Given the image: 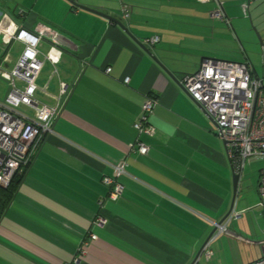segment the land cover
<instances>
[{"label": "crops", "instance_id": "obj_1", "mask_svg": "<svg viewBox=\"0 0 264 264\" xmlns=\"http://www.w3.org/2000/svg\"><path fill=\"white\" fill-rule=\"evenodd\" d=\"M74 1L115 17L127 30L68 0H0V14L22 22L25 9H31L35 21L59 33L63 51L57 74H50L52 65L46 61L37 77L44 70V80H36L46 83L48 94L39 92L46 103L54 102L58 77L69 82L77 68L69 56L70 40L80 43V37L93 44L52 132L14 175L15 188L0 211V264H71L74 259L75 264H245L258 257L261 253L253 255L245 245H260L263 238L248 237L245 223L238 220L242 211L257 205L258 176L253 191L240 182L232 194V168L213 120L179 82L203 56L213 57L209 11L214 2ZM218 1L235 38L232 21L241 34L245 31V42L252 41L244 14L256 19L264 38V0ZM214 20L225 37V20ZM152 34L158 40L144 44L143 38ZM146 95L157 99L148 116L151 134L137 133L132 125ZM137 140L147 146L144 152L137 149ZM119 160L125 162L118 176L123 190L107 199L102 176L111 174ZM229 208L240 215L227 221V233L210 240L212 254L204 258L202 248L197 251L211 221Z\"/></svg>", "mask_w": 264, "mask_h": 264}, {"label": "built area", "instance_id": "obj_2", "mask_svg": "<svg viewBox=\"0 0 264 264\" xmlns=\"http://www.w3.org/2000/svg\"><path fill=\"white\" fill-rule=\"evenodd\" d=\"M200 1H213L210 17L228 22L218 0ZM121 9L122 15L127 16V6L122 5ZM157 40L158 35L152 34L142 42L151 45ZM62 51L59 33L52 26L38 20L25 27L7 12L0 14V79L8 86L0 97V186L7 185L28 164L37 143L53 130L52 122L61 110L60 96L70 90L68 82L58 77V91L52 95L54 102L46 103L38 97L39 92L48 94L46 83L38 85L36 80L46 61L52 65L50 74H57L55 64ZM109 69L105 67V71ZM179 82L191 100L213 120L215 134L223 142L234 172L240 173L246 160H263L256 188L257 204L264 216V78L252 73L245 61L203 56L197 68L182 74ZM156 100L151 95L142 100L140 113L132 124L137 133H153L148 116ZM146 148L137 140L140 152ZM124 163L115 162L111 174L102 176L108 186L105 198L113 200L122 192L118 176L125 171ZM238 214L232 211L220 223L211 221L215 230L202 246L204 258L212 254L210 240L219 233H227V221ZM261 243L264 244V238ZM71 264H75V259ZM245 264H264V252Z\"/></svg>", "mask_w": 264, "mask_h": 264}, {"label": "rangeland", "instance_id": "obj_3", "mask_svg": "<svg viewBox=\"0 0 264 264\" xmlns=\"http://www.w3.org/2000/svg\"><path fill=\"white\" fill-rule=\"evenodd\" d=\"M262 0H258L257 3H261ZM11 7V4L9 5ZM50 5H47V8H49ZM45 8V7H44ZM241 15V14H240ZM247 18V26L249 29H246L247 32L250 34V39L252 41H246L243 36H245L244 32L239 28H237V22L232 21L233 27L236 29V32L238 36H234L232 30L229 28V24L222 21L224 26L222 30L224 32H227V35L222 34L221 30L214 28V23H218L217 21H213V18H211L210 26H211V32L213 31L215 33L214 40L211 41L210 44V55L217 58H223V59H235V60H241L245 61L252 73L257 74L258 76H262L264 78V48H260V44L263 43L262 34L260 27H257L256 19L252 17V19L248 16V14H244ZM244 15H242L238 18L244 19ZM262 17H264V14H262ZM264 20V19H262ZM260 25V24H259ZM220 26V25H219ZM263 33V32H262ZM236 35V34H235ZM241 42V46L244 48H236L238 41ZM220 42V44H218ZM240 45V44H239ZM45 69V68H44ZM44 70L41 72V76L38 81L44 80ZM52 85V81H51ZM51 87V86H50ZM6 89V83L0 79V97L3 96ZM40 99L44 100L46 99V96L44 94L39 93ZM263 164L262 159L257 160H246L242 172H241V180L239 179L238 185L241 182V188H246L252 190L254 186L256 185V179L258 176V169ZM253 191V190H252ZM249 194V192H248ZM245 198H247V194H245ZM260 206L257 204L255 207H250L247 211H242L241 215L240 212L237 211L240 215L238 218L239 222L242 218L243 223H245L246 228H244V231L246 232V235L250 238H253L255 240H260L264 238V216L260 214L259 212ZM213 240V239H212ZM211 240V241H212ZM213 242V241H212ZM215 242V241H214ZM258 245V246H257ZM213 246V245H212ZM264 244L260 243L257 244H249L245 245L246 250H250L249 253H253V255H259V253L264 252ZM259 248V249H258ZM243 252L240 251V254ZM232 255V254H231ZM232 257V256H231Z\"/></svg>", "mask_w": 264, "mask_h": 264}, {"label": "water", "instance_id": "obj_4", "mask_svg": "<svg viewBox=\"0 0 264 264\" xmlns=\"http://www.w3.org/2000/svg\"><path fill=\"white\" fill-rule=\"evenodd\" d=\"M70 1L72 4L76 5L77 7H80V8H83V9H87V10H90L92 12H95L99 15H102L110 20H113L117 23L120 24V26L122 27L123 30H127L126 27H124L122 25V23L116 19L115 17L101 11V10H97L95 8H91L89 6H86L84 4H80L74 0H68ZM26 15L24 17V20L22 21V24L25 26V27H30L31 24L35 21L36 19V15L37 13L34 11V10H31V9H28L26 10ZM79 39L81 40L80 43H76L72 40H70V45H69V48L71 49V52L69 53V56L70 58L77 64V68L75 69L74 73L72 74V77L71 79L69 80L68 82V85H69V88L71 89V87L73 86V84L75 83L77 77H78V74L80 73L81 71V67H82V62L83 60L89 56L90 54V51L92 50V46L93 44L91 42H89L88 40L84 39V38H80ZM145 50H147V48L144 46V45H141ZM147 52H149L147 50ZM150 53V52H149ZM151 54V53H150ZM152 55V54H151ZM153 59L159 64V61L157 60V58L152 55ZM162 68H164V70L169 74L171 75V77H173V75L171 74V72L165 68V66L162 65ZM174 78V77H173ZM175 79V78H174ZM6 89H8V86H6ZM68 97V92L67 93H64L60 96V103L64 102L65 99ZM239 176H240V173L238 172H234L232 169H231V181H232V194L235 193V189H236V186H237V183L239 181ZM230 211V208L228 209V211L219 219L217 220L216 222L220 223L222 222L225 217L228 215ZM215 230V226H212L211 230L208 232V234L206 235L205 239L203 240L199 250L197 251V253H199V251L201 250L203 244L208 240V238L210 237V235L214 232Z\"/></svg>", "mask_w": 264, "mask_h": 264}, {"label": "trees", "instance_id": "obj_5", "mask_svg": "<svg viewBox=\"0 0 264 264\" xmlns=\"http://www.w3.org/2000/svg\"><path fill=\"white\" fill-rule=\"evenodd\" d=\"M14 175L11 177L7 185L0 186V211H2L6 203L9 201L15 188V184L17 181H15Z\"/></svg>", "mask_w": 264, "mask_h": 264}]
</instances>
